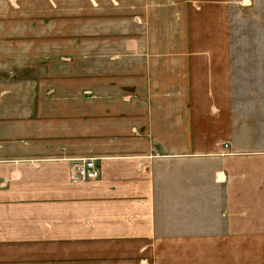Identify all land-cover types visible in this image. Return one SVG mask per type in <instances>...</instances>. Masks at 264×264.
Returning <instances> with one entry per match:
<instances>
[{
    "label": "crops",
    "instance_id": "0c3cea01",
    "mask_svg": "<svg viewBox=\"0 0 264 264\" xmlns=\"http://www.w3.org/2000/svg\"><path fill=\"white\" fill-rule=\"evenodd\" d=\"M231 1L0 0V264H264Z\"/></svg>",
    "mask_w": 264,
    "mask_h": 264
},
{
    "label": "rangeland",
    "instance_id": "374dc122",
    "mask_svg": "<svg viewBox=\"0 0 264 264\" xmlns=\"http://www.w3.org/2000/svg\"><path fill=\"white\" fill-rule=\"evenodd\" d=\"M229 18L230 40L243 59V110L264 133V0L231 1Z\"/></svg>",
    "mask_w": 264,
    "mask_h": 264
},
{
    "label": "built area",
    "instance_id": "2783aa9c",
    "mask_svg": "<svg viewBox=\"0 0 264 264\" xmlns=\"http://www.w3.org/2000/svg\"><path fill=\"white\" fill-rule=\"evenodd\" d=\"M99 173L94 157L72 159L69 166V178L74 182L93 180L99 176Z\"/></svg>",
    "mask_w": 264,
    "mask_h": 264
}]
</instances>
